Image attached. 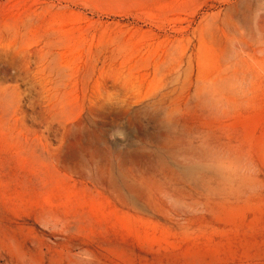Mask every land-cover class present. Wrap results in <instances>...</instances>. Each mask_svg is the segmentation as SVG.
<instances>
[{
  "label": "rangeland",
  "instance_id": "obj_1",
  "mask_svg": "<svg viewBox=\"0 0 264 264\" xmlns=\"http://www.w3.org/2000/svg\"><path fill=\"white\" fill-rule=\"evenodd\" d=\"M0 264H264V0H0Z\"/></svg>",
  "mask_w": 264,
  "mask_h": 264
}]
</instances>
